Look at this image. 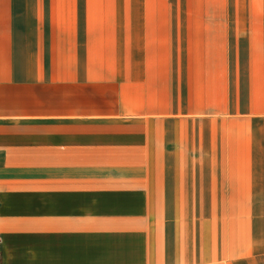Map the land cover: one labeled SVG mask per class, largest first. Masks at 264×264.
I'll use <instances>...</instances> for the list:
<instances>
[{"label":"crops","instance_id":"0c3cea01","mask_svg":"<svg viewBox=\"0 0 264 264\" xmlns=\"http://www.w3.org/2000/svg\"><path fill=\"white\" fill-rule=\"evenodd\" d=\"M84 1L0 0V264H254L235 196H264V144L205 122L264 104V15Z\"/></svg>","mask_w":264,"mask_h":264},{"label":"rangeland","instance_id":"374dc122","mask_svg":"<svg viewBox=\"0 0 264 264\" xmlns=\"http://www.w3.org/2000/svg\"><path fill=\"white\" fill-rule=\"evenodd\" d=\"M262 0H92L94 8L103 7L107 15L119 16H230L248 17L263 16ZM76 15L85 13V1L77 0ZM236 112L231 115H221L220 120L205 122L206 142L211 140L207 130L219 131L222 149L229 143L235 144L237 154L245 151H257L264 144V104L248 103L254 98L246 97V88L237 90ZM213 125V126H212ZM217 133H215L216 139ZM236 140V142L234 141ZM261 144V145H262ZM242 163V162H240ZM245 179L238 177L237 180ZM240 185L237 186V189ZM233 196H227V198ZM238 214L252 215L254 223L251 230L245 233L250 236V249H238L240 258L250 256L254 264H264V196H235ZM233 202L231 201V204ZM250 219V218H247ZM254 226V227H253ZM239 229V226H238ZM243 233L238 232V241ZM246 251L251 254L245 255Z\"/></svg>","mask_w":264,"mask_h":264}]
</instances>
